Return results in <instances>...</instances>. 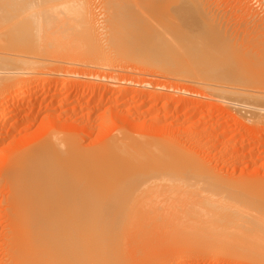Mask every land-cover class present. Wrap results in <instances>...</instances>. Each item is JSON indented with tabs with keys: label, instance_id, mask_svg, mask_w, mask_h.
Masks as SVG:
<instances>
[{
	"label": "bare ground",
	"instance_id": "6f19581e",
	"mask_svg": "<svg viewBox=\"0 0 264 264\" xmlns=\"http://www.w3.org/2000/svg\"><path fill=\"white\" fill-rule=\"evenodd\" d=\"M203 1L154 0L153 5L149 6L152 0H98V2L96 0H0V37L3 34L4 43L6 42L5 44L7 45L10 40L9 48H12L11 50L15 48L11 47V43H13L19 51L20 48L25 49V47H28L29 51L30 49L31 51L33 50L37 56L40 54L39 57H36L37 59H33L30 54L29 56L31 58H27V55L24 58L23 56L25 55L21 57L23 53L21 50L22 53L20 56H17V58L19 57L18 59L15 60V58H12V61L8 62L12 63L14 60L16 62L13 63H17L25 70H29L28 72L32 76L30 75L29 80L28 78L26 79L27 82L25 84L27 83L28 88H33L41 81L43 84L45 83L44 86L36 89L35 93H45L50 91L53 86H56L50 95L49 102L46 99L48 103L46 105L44 104V108L47 110L46 112L55 111L54 109L57 110V108H54L56 101L60 100L66 104L79 102L90 92L88 106L95 100L97 101V107L94 106L96 109L107 103L109 105L104 112L102 111V115L105 117L109 116L110 119L115 118L118 120V123H122L121 128H118L119 131L116 127L113 128L117 131L111 137L106 136L108 138L105 140L102 138L103 141L99 142V145L96 146L93 144L95 147L83 146L81 141L79 142V139H76L79 136L76 137V133L73 134L72 132L75 138H72L74 136L71 134L69 138L61 139L59 137L61 142L57 138L56 141L58 142H52V138L50 137V140H48L49 137H47L42 142L43 146L39 144L41 147L37 149H22L25 152L21 150L22 152H20V155L17 154V157L14 151H10L11 154L9 156V153H6L8 158L12 156L10 158L12 160V166L9 164L10 169L8 172L6 171L7 173H3L4 169H1L2 171L0 170L3 173V179H5L2 181L3 184L5 181L3 187L6 186L8 190V194H6L8 195L6 198L7 212L5 211L7 214L4 212L7 215L5 217V220L7 219V222L5 221L7 228L4 227V229H7V232L6 236L4 235L5 238L2 237L5 239V242L2 241L5 243L4 253L2 252L4 259L6 258L5 261L3 260L5 264H167L166 262L168 260L171 261L176 258L180 260L178 262L174 261L176 262L175 264H189L191 257H194L190 249L197 244L203 245L205 251L209 249V252H213L215 250L219 252V255L237 258L239 263L251 261L250 264H259L262 263L261 261H264V228L262 229L260 227L264 222L262 218L264 212H261L258 204H256L257 201H255L258 197L257 195H260L259 192L262 191L263 193L261 192V194H263V197H259H261L260 202H264L262 201L264 200V188H259L262 185L258 187L254 186L256 189L254 187L252 188L253 185H258L260 181L250 179L252 186L249 185L250 180L248 182L245 181L247 183L246 185L251 187L250 192V188L248 191L244 188L246 186L245 182L243 184L239 180L224 179L220 174V176H216V173L212 174L214 171L210 173L209 168L211 167L209 164H207L209 170L206 168L209 172L202 169L204 162L200 168L196 164L201 165L202 161L200 163L197 161L199 158L196 160L193 157V153L196 150L193 153L191 152V157V155H188L190 152L187 151L189 152L187 154L185 152L186 150L183 149L185 146H179L178 148L175 143L178 140L176 139L177 133L181 136L188 134V131L182 129L185 127L183 126L184 124L182 123L183 127H180V129H174L170 127L172 125L165 126L164 124L169 118L171 119L172 115L174 117L180 112L179 108L184 102L193 100L192 94L190 95L186 92L190 90L189 84L191 82L196 87H199L197 91H201V89L211 91L215 87H210L209 84L217 85L214 84L215 80H212L211 75L208 77L212 81L205 77L207 81H210L208 84L201 82L198 77L200 73L197 74L198 69L196 70V67L199 65L209 69L214 68L218 71L216 73H219L218 76L221 74V78L226 76L224 79H227V82L235 74V79L231 80L238 83L237 81L239 80H236L237 77L236 73H233L234 71L239 75L238 79L240 81L238 84L244 82L242 80L241 83V79H244L246 83L251 82L255 84L256 81L264 82V28L262 27L259 30L260 25H264V19L261 20L260 24L258 22L257 26L256 24L254 25L256 27L255 29L252 28L254 32L252 29L251 32L249 30L248 32H244V37L241 38V42L245 43V48L242 46L243 44L240 45L245 51H241L242 54H239L241 53L239 51L240 48L236 45V43L238 44L239 37L237 38L235 46L233 44L234 42H232V39L235 38L229 39L230 37H228L232 35V28L229 29L230 32H228V35L225 33L227 31H224L225 25L229 23V20L226 22V17H224L227 12L224 16L223 14L220 15V12H216L215 8H213L214 5L210 6L212 4L210 2V4L208 3L209 0ZM147 3L149 4L148 7H146ZM95 20L97 22L94 23ZM92 22L94 26L91 25ZM205 22L209 26V29L208 26H205L209 30H207L209 37L203 34L204 30L202 31V35L198 34L201 30L197 26ZM95 24H98L97 27H95ZM158 26L161 29L163 28V32L169 33L171 39L173 37L172 34H174L175 37L173 38L181 42H179V50L182 47V49L184 48L183 50L189 49L190 52L191 50L194 51L193 54L191 53L190 58H187L188 60L182 58L177 60L174 57L175 50L171 48L170 38L168 39L165 36L167 39H160L159 36L163 38L162 36L166 33L163 35L162 30L157 28ZM5 29H10V31H6ZM158 29L161 30L159 31L161 33L158 32ZM10 33H12L11 36L8 35ZM7 36L10 37L8 40L5 39ZM31 37L34 40L35 37L38 38L35 40L36 43L42 41L44 38H48L53 43L57 42V45H55L56 47L54 46V49L52 47L53 51L51 48L48 49L51 50L50 52L46 50V54L44 50L35 53L33 48L34 41ZM178 38L181 40H178ZM223 38L226 40L225 44ZM31 39L33 42L30 41L32 44L29 43L31 45L29 47L27 43ZM173 42V44H176L175 39ZM182 42L184 44L188 43L187 45L190 46L186 45L183 47L181 45ZM260 42L263 43L260 46L261 49L258 48V45H261ZM4 43L2 41L0 48L3 47L8 50V47H4ZM177 45H179L178 42ZM36 49L38 51V48ZM41 49L44 48L42 47ZM1 50L3 52L5 49L3 50L1 48ZM179 50L176 51L177 54H180ZM47 53H50V55L52 53L53 55L51 57H54L48 59L47 57L49 56H47ZM181 54L183 55L184 52ZM2 56L4 58H0L1 61H5L8 58L11 60V57L6 58L7 55ZM196 56H201V59H195ZM67 59H71V63H68ZM186 60L187 62L190 61L191 64L189 65L192 67L188 66V63H185L188 66L185 71L194 69V71H197L196 73L192 71L195 76L189 73L187 76H183L185 78L187 77L186 80L185 78H173L172 75H175V77L178 76L179 70L181 73L183 72L181 69L184 70V68L179 67H184L185 65H179L186 62ZM5 64L8 65L7 63ZM171 64L175 65L171 66ZM48 66L51 67L49 70L47 68ZM170 66L175 69L179 66V69H177L178 73L176 72L175 74L166 69V67ZM44 67L48 71L43 73L42 70ZM258 67L260 68V72H256ZM1 69V78H8L6 75L4 77L3 72L1 74ZM79 71L84 78L88 79L85 81L88 82L85 84L88 86L87 93L85 91L80 92L78 88L76 90L74 89V91L65 92L66 89L64 90V88H66L68 81L70 82ZM167 71H169L170 75ZM206 72L204 71L201 74L207 76L208 74H205ZM181 73H179L180 78H182ZM196 74L197 79H195ZM229 74L233 75L230 76ZM60 75L63 79H59L55 83L56 85H53L54 79L58 76L61 77ZM228 75L230 78L227 77ZM192 76L195 81L197 80L196 83H198V86ZM152 78H163L165 81H158L157 85L156 80V86ZM190 78L192 79L188 84L187 80ZM136 80L137 83H134ZM79 82L81 81L77 83ZM246 83L244 82L245 85H247ZM173 84L175 85L174 87L172 86ZM218 85L220 84L218 83ZM180 86L186 91L179 95L177 102L175 101V107L170 113L172 103L177 96L176 94L179 92L178 89H181L179 88ZM219 87L222 89V86ZM226 87L224 86V91ZM243 87L241 86L240 89ZM10 88L7 89L8 91L6 93H3V98H1L2 102H6L9 98L12 99V97L18 100L20 96L23 97L19 88L16 87L18 90H10ZM248 89L251 90V87ZM243 90L245 89L243 88ZM214 91L216 92H214L213 96L215 93H218L217 89ZM224 93L231 94V92H221L222 97H225L223 96ZM237 95L236 93L232 97ZM260 95L259 98L264 99ZM244 97L246 96L244 95ZM257 98L255 96L254 100ZM251 99L250 101L252 102L253 100ZM226 100L228 101L230 99L226 98ZM15 102L16 104L18 103L17 100ZM88 102L86 101L85 103L87 104ZM230 103L232 104V102ZM242 104L243 102L240 105ZM158 105L161 107L159 108ZM124 106H126V109H124ZM127 106L130 107L131 114ZM243 106L246 110L253 109L251 114L257 119L264 121V115L260 116L261 112L264 114V107L257 109L259 112L257 114L258 112H255L257 107L253 108L254 106L249 105ZM40 111L43 110L40 109ZM169 113L171 117L168 115ZM36 116L38 117L39 113ZM147 117H151L153 120L147 119L149 126L144 121ZM140 120H143L142 123H140ZM70 122L72 121L70 120ZM143 122L147 125L146 127ZM54 124L57 126V123ZM60 126L62 127L63 125ZM142 129L143 131H141ZM145 129L150 132L147 133V131L145 134ZM84 130L86 132V129ZM139 130L144 134L140 133ZM64 131L61 132V136ZM165 131H168L165 135L170 133L167 135L168 138L166 136V139L165 137L162 138L164 136L163 132ZM171 131L173 132L171 133ZM159 133H163V135L161 134V136ZM88 134L90 135L91 133ZM180 135L178 137H181ZM86 136L85 140L88 137ZM82 141L84 142V140ZM180 142L182 141L179 139ZM196 143L199 144V142ZM202 143L204 144L203 141ZM195 144L193 145L195 146ZM175 145L179 150H184V154L186 153L185 156L188 155L193 158L196 166L191 161L192 159L188 157L191 160L189 162L187 161L186 167L180 166L181 169L178 172L175 159L178 161V156L181 155L182 151H179L180 155H178L177 148L175 149L176 152L173 151ZM189 145L191 146L192 144ZM198 146L197 149L199 148ZM180 147L183 148L180 149ZM207 151L210 152L209 150ZM207 151L206 153H208ZM4 153L2 154L4 155ZM169 153H172L170 154L171 157H168ZM206 153H204L205 156H210L206 155ZM162 154H165L166 157H163ZM195 154L197 155V153ZM14 155L16 158L13 157ZM176 155H178V158ZM172 156L176 158L173 159L174 157L172 158ZM2 157L4 158L5 155ZM8 158L6 159L8 160ZM182 158L184 159V157ZM7 160L5 161L4 159V162H7ZM184 160L186 161L188 159ZM190 162L192 164H189ZM177 165L179 166V163ZM7 168L8 166L6 170ZM178 176H181L180 178L185 180L181 183L176 182ZM260 183L264 185V182ZM3 187L0 188L3 189ZM5 192L3 193L5 194ZM254 192L257 193L255 194L256 196ZM138 196L144 199L150 198L148 200L150 202L155 201V203L157 199H160L165 202V205L159 208V213L154 212V209L157 210L159 206L156 203L157 206L153 209L154 214L148 213L152 211V206L154 205L151 206V211L145 210L147 205H144L142 207L144 209L139 207L141 213L135 207L137 210L134 209V216L130 209L132 215H129L133 217L121 215L119 212L124 205H121L123 203L120 204L119 198L120 200L122 198L129 199V197L133 199ZM104 197L114 200V203L111 204L112 206L110 205V210L114 212L108 213L106 216L97 214V205L95 204L96 202L99 204L98 198L104 200ZM117 199L118 201H116ZM105 200L104 202L100 201L101 204L99 206L102 203L103 205L109 204L108 201L110 200L108 199L106 202ZM93 201H95L94 205L91 204ZM107 205L100 208L98 206V210L101 208L104 210ZM124 215H126V212ZM198 245L195 248H200ZM200 249L202 250V247ZM215 253L217 254V252ZM211 255L214 254L211 253ZM243 260L245 261L243 262Z\"/></svg>",
	"mask_w": 264,
	"mask_h": 264
},
{
	"label": "rangeland",
	"instance_id": "374dc122",
	"mask_svg": "<svg viewBox=\"0 0 264 264\" xmlns=\"http://www.w3.org/2000/svg\"><path fill=\"white\" fill-rule=\"evenodd\" d=\"M93 1H95V0H93ZM146 1V0H145ZM147 1H149V0H147ZM151 1V0H150ZM156 1V0H155ZM205 1H208V0H204L203 2H205ZM96 2H98V0H96ZM211 3L212 5H210V6H213V8H215V11L216 12H220V15H222L223 14V16H224V14H225V16L224 17H226V22H228V20H229V23L227 24V25H225V29H224V31L226 30L227 32H225L227 35H228V32H230V30L229 29H231V34L229 33V35H231V36H228V37H230L229 39H231V38H235V39H232L233 41L232 42H234L233 44L235 45V43H236V41H237V38L239 39V41H237L238 42V44L236 43V45H237V47H239L240 48V52L242 51V52H244L245 50H243L242 48L244 47L245 48V43H243V42H241V38H243L244 37V32H248V30L251 32L253 29H255L256 27L254 26L255 24H256V26L258 25L257 23L259 22V24L261 23V20L262 19H264V0H209L208 1V3ZM262 2V3H261ZM153 3H154V0H152V3L149 5L148 3L146 4V7H148V5L149 6H152L153 5ZM209 3V4H210ZM261 3V4H260ZM98 6V5H97ZM221 6V7H220ZM226 7V8H225ZM93 8V7H92ZM218 8H219V10H218ZM94 9V8H93ZM222 9V10H221ZM263 9V10H262ZM255 10V11H254ZM222 11V12H221ZM233 11V12H232ZM96 12H98V10H96ZM94 13H95V11H94ZM256 13V14H255ZM95 14H97V13H95ZM236 16V17H235ZM256 16V17H255ZM227 17H228V19H227ZM250 18V19H249ZM255 18H256V22H255ZM232 19V20H231ZM234 20V21H233ZM242 20V21H241ZM249 22H248V21ZM240 21V22H239ZM244 21V22H243ZM95 22H97L96 20L94 21V23ZM251 22V23H250ZM94 23L92 22L91 23V25L92 26H94ZM100 23V22H99ZM232 23V24H231ZM240 23V24H239ZM245 23V24H244ZM204 24V25H203ZM202 25H200L199 24V26H197L198 28H199V30H201L200 31V33H198L199 35H202V31L204 32L203 34L205 35L206 34V36L207 37H209L208 35V33H207V30L209 29V26L206 24V22L205 23H203ZM243 24V25H242ZM250 24V25H249ZM96 26L95 27H97V25L98 24H95ZM232 25V27H230ZM245 25V26H244ZM253 25V26H252ZM208 26V29H206V27ZM235 28H234V27ZM42 27V26H41ZM205 27V28H204ZM223 27H224V25H223ZM264 28V25L263 26H261L260 25V29L259 30H261V28ZM157 28H159V29H161L159 26L157 27ZM227 28V29H226ZM240 28V29H239ZM246 28V29H245ZM253 28V29H252ZM158 29V32L159 31H161L162 30V34L164 35L166 32H163V28L161 29V30H159ZM236 29H237V31H236ZM239 29V30H238ZM252 29V30H251ZM6 30V29H5ZM5 30H4V32H5ZM7 30H9L10 31V29H7ZM6 30V31H7ZM263 30V29H262ZM8 31V32H9ZM209 31V30H208ZM233 31V32H232ZM3 32V31H2ZM167 32H169L168 30H167ZM237 32V33H236ZM242 32V33H241ZM253 32H254V30H253ZM1 33V32H0ZM159 33H161V32H159ZM171 33V32H170ZM6 34V33H5ZM4 34V35H5ZM162 34H159V35H162ZM8 35H12V33H10V34H8ZM170 34L168 33H166L164 36H162L163 38H161L160 36H159V38L160 39H167L166 37H168V39L170 38V42H171V48H174V50H175V53H174V57H176L177 58V60L178 59H189L190 58V56L193 54V52L194 51H192L191 50V52H190V50L189 49H185V50H183L182 49V47H181V49L179 50L178 48L180 47V41H177L176 40V38H173V37H175L174 36V34H172V39H171V36H169ZM241 37H240V36ZM243 35V36H242ZM166 36V37H165ZM233 36V37H232ZM177 37H179V36H177ZM4 36H3V34H2V36L0 37V41H1V44H0V46L2 45V41H3V43H4ZM10 37H6L5 39H9ZM32 38V37H31ZM3 39V40H2ZM29 39H30V37H29ZM33 39V38H32ZM32 39L31 40H29L28 41V43H27V45L30 43V44H32V42H33V44H34V46H33V48H34V50H35V53H37V52H39V51H43L44 50V53L46 52V50L48 51V52H50L51 50H48L49 48H51L52 49V47H53V49H54V46L55 45H57V42H55V43H53V42H51V40L50 39H48V40H50V41H48L46 38H44L45 39V41H44V39L42 40V41H38L37 43H36V41L35 40H37L38 38L37 37H35V40L33 39V41H32ZM174 39H175V42L177 41L178 42V44L179 45H177V42H176V44H173L174 42ZM180 38H178V40H179ZM224 39V38H223ZM12 40V39H11ZM47 40V41H46ZM181 40V39H180ZM264 40V39H263ZM262 40V41H263ZM26 42H27V40H25ZM30 41H32V42H30ZM226 40L224 39V44L226 43L225 42ZM227 41H228V39H227ZM41 42V43H40ZM47 42V43H46ZM180 42V43H179ZM184 43H185V41H183ZM182 42V46L184 47V46H186L187 44H184ZM6 43V42H5ZM4 43V44H5ZM9 43H10V40H9ZM9 43H7V45L5 44L4 45V47H8L7 49L8 50H6V48H3V47H1L3 50L5 49L6 50V52H1L2 50H1V48H0V58L1 59H3L4 57L2 56V55H7L6 56V58H8V57H11V60H10V58H8V59H6L7 60V62H6V60L4 61H1V59H0V68H2L1 70V74H2V72L4 73L3 75H4V77H5V75L8 77V78H4V79H2L1 77L2 76H0V160H2V161H0V170L1 169H4V171H3V173L5 172V173H7L8 172V170L10 169L9 168V164H10V166H12L11 164H12V160L10 159V158H12V156L11 157H9L8 158V156L11 154V152L10 151H14V153H15V155H16V157H17V154L18 155H20V152H25L24 150H26V149H28V150H33V149H37V148H40L41 146H39V144L40 145H42V142L45 140V139H47V137H49L48 138V140H50V137L52 138L51 139V141L52 142H54V141H56V138L57 139H59L58 141H60V138L59 137H61V139L63 138H69L70 137V135L72 134V132H73V134L74 133H76V137L77 136H79V138L77 137L76 139H79L78 141L80 142L81 141V143L83 144V146H85V147H87V146H92V147H95V146H93V144L94 145H99V142H101V141H103V139L105 140V139H107L109 136L111 137L112 135H113V133H115L117 130L119 131V129L118 128H121V126H122V123H118V120H116L115 118H109V116H107V117H105V116H103L102 115V111L104 112L105 111V109L107 108V106L109 105H107V103L105 104V105H103V106H101V107H99V108H94V106L95 107H97V101L95 100V101H91L92 103H90V105L88 106V104H89V102H88V100H89V93L88 94H86L85 95V98L83 99V100H81V101H77V102H73V103H69V104H66V103H63L62 101H56L55 103H54V108H57V110L56 109H54L55 111H48V112H46L47 110H45V105H46V103H48L49 102V100H50V95L52 94V92H53V89L54 88H56V86H53V88H51V90L50 91H48V92H45V93H35V91H36V89H38V88H40V86H44L45 85V83L43 84V82L41 83V82H38L37 84H36V86H34L33 88L31 87V88H28V86L25 84V82H27L26 81V79L28 78V80H29V78H30V75L32 76V74H30V72H28L29 70H25L24 68H22L20 65H18L17 63L15 64V63H13V62H16V61H14L13 60V62L12 63H10L11 61H12V58L14 59L15 58V60L16 59H18L17 58V56H20V54H21V57L23 56V55H25V56H23L24 58H26V55H27V58H33V59H37L36 57H39L40 56V54H38L39 56H37V54H34V52H33V50L31 51V49H30V51H29V48H28V51H27V48L25 47V49L24 48H20V51L18 50V48H17V46H15V45H13V43H11V47H15L14 48V50H11L12 48H9ZM25 43V42H24ZM46 43V44H45ZM53 43V44H52ZM261 43V42H260ZM264 43V42H263ZM263 43H261V45H258V48L259 49H261V47L260 46H262V44ZM29 44V47L31 46ZM43 46H42V45ZM44 44H45V46H44ZM168 44V43H167ZM240 44H243L242 46V48H241V45ZM49 45V47H47ZM173 45H175V46H173ZM235 45V46H236ZM264 45V44H263ZM24 46H25V44H24ZM35 46H37L36 48H38V51H37V49L35 48ZM40 46V47H39ZM44 48V49H41L42 47ZM176 46H178V47H176ZM187 46H190V45H187ZM56 47V46H55ZM58 47V46H57ZM169 47H170V44H169ZM32 48V47H31ZM32 48V49H33ZM47 48V49H46ZM177 48V49H176ZM264 48V47H263ZM40 49V50H39ZM53 49H52V51H53ZM242 49V50H241ZM21 50H22V52H21ZM177 50H179V52H180V54H177ZM181 50H183L182 52H181ZM7 51H11V52H7ZM19 51V52H18ZM187 51V52H186ZM238 51V52H239ZM260 51V50H259ZM258 51V52H259ZM13 52H14V54H13ZM31 52V53H30ZM184 52V54L182 55L181 53H183ZM237 52V51H236ZM242 52L241 53H239V54H242ZM18 53V54H17ZM26 53V54H25ZM192 53V54H191ZM196 53V52H195ZM194 53V54H195ZM29 54H30V56H29ZM46 54V53H45ZM48 54V53H47ZM187 55V57H186V55ZM36 55V56H35ZM51 55H53L52 53H51ZM51 55H50V53L47 55V56H49V57H47L48 59H52V57H54V56H52L51 57ZM182 55V56H181ZM184 55H185V57H184ZM260 55V54H259ZM3 57V58H2ZM184 57V58H183ZM187 59V60H188ZM195 59H197V60H199V59H201V56H196L195 57ZM68 60V59H67ZM66 60V61H67ZM187 60H186V62H184V63H182V64H177V65H179V66H181V65H185V63H188V66H191V65H189V64H191L190 63V61L189 62H187ZM8 61H10V62H8ZM70 61V62H69ZM68 63H71V59L70 60H68L67 61ZM260 62H261V60H260ZM5 63H7L8 65H6ZM263 63V62H262ZM4 64H5V66H4ZM172 65H175V64H171V66ZM176 65V66H177ZM187 65V64H186ZM182 66V67H179V68H184V70L183 69H181V71H183L182 73L180 72V70H179V73H181L180 75L182 76V78H180V76H179V73H178V70L177 69H179L178 67H176V66H174V67H176L177 69H175V68H172L171 66L170 67H166V69H168L169 71H172V73H175L176 74V72L178 73V76L177 77H175V75H172V77L173 78H177V79H184L185 77H183V76H187L189 73L191 74L192 73V75H194V73H196L197 71H194V69H191V68H189V69H191V70H189V71H185V70H187V67L188 66ZM259 65V64H258ZM167 66V65H166ZM169 66V65H168ZM192 67V66H191ZM260 67V66H259ZM258 67V70H256V72L257 71H259V68ZM262 67V66H261ZM48 68V70L51 68L50 66H48L47 67ZM47 68L46 67H44V69L42 70L43 71V73L44 72H46V71H48L47 70ZM186 68V69H185ZM193 68H195V67H193ZM22 69V70H21ZM198 69V72H197V74L198 73H200L199 75H198V77L200 78V80H201V82H204V83H209L210 81L208 80H206L207 78H209L208 76L209 75H211L212 77V80L214 81L215 80V82H214V84H217L216 86L215 85H211V84H209L210 85V87H215L214 89L212 88L211 89V91L210 90H206L205 91V89H201V91H197V90H199L198 88L199 87H196L195 85H194V83H192L191 82V79L193 78V76H192V78H190L189 80H187L188 81V84H189V82H191L190 84H189V87H190V90H188V91H186L188 94H192L191 96L193 97L192 99L193 100H189V101H186V102H184L183 104H182V106H180V108H179V111L180 112H178L177 113V115H175L174 117H173V115H172V117H171V112H172V110L174 109V107H175V101L177 102V98L179 97V95H181V94H183V93H185V91H184V88H182L181 86L179 87V88H181V89H178L179 90V92L176 94L177 96L175 97V100L173 101V103H172V109H171V111H170V113L168 114L170 117H171V119L169 118L168 119V121L170 122V124H169V122L168 121H166L164 124H165V126L166 125H172V126H170L171 128H176V129H180V127L182 128L183 126H185V127H183L182 129L183 130H185V131H188L187 133L188 134H184L183 136H181L180 134V136L181 137H178L179 135H178V133H177V138L176 139H178V140H176L175 141V143H176V145L178 146V148H179V146H185L184 148L183 147H180V149L181 148H183V149H185L186 151V153L188 154L189 152H190V154H188V155H191V157H192V153H193V151H195L193 154V157L194 158H196V160H197V158H199V160H197V161H199L200 163H201V161H202V163H201V165L199 164H196V163H194L195 161L193 160V158H191V157H189L188 155H186L185 156V154H184V150L182 151V149L181 150H179L177 147H176V145H175V148L173 149V151H175L176 152V148H177V152L179 153H177L178 155H180V152L179 151H182L183 152V154H184V156H182L183 154H182V152H181V155L180 156H178V155H176V157L178 156L179 157V159H178V161H176L177 159H175L176 157L175 156H172V158L173 159H175V164H176V168L178 169L177 171L179 172L180 171V169H181V167H186L187 166V161L189 162V160H191L192 162H193V164L195 165H197V166H202V164H203V162H204V165L202 166V169H204V170H206V171H208L209 169V171H210V173H212L213 171V173L212 174H214V173H216L215 175L217 176V175H221V177H223L224 179H227V180H239V181H241V183H243V182H245V181H247L248 182V180H259L260 182H264V121H262V120H259V119H257L253 114H251V111H253V109L251 110H249V109H245V107L243 106V105H246V106H254L253 108H256L254 111L255 112H258V110L257 109H261L262 107H264V104H263V101H264V99L262 98H259V95H260V93H261V95H260V97H264V94H262V93H264V82L263 81H256L255 82V84L254 83H251V82H247L246 83V81L244 80V79H241V83H242V80L247 84V85H245L244 84V82L242 83V84H238L239 83V81H240V79H238L239 77V75H238V73L237 72H233V73H236V77H237V79L236 80H239V81H237L238 83H236L235 81L233 82V80H231V79H235L234 78V75L233 74H229L230 76L231 75H233L232 77L233 78H231L230 80H228L229 82H227V79L225 80L224 78H226V76L224 77V78H221L220 76H222V74L220 75V76H218V74H216L218 71H216L214 68H212L213 69V71H212V69H209V68H207V67H205V66H202V65H199L198 67H196V70ZM21 70V71H20ZM174 70V71H173ZM177 70V71H176ZM215 70V71H214ZM5 71H8V72H5ZM24 71V72H23ZM169 71H167V73L170 75V73H169ZM185 71V72H184ZM191 71V72H190ZM194 73H193V72ZM204 71H207L205 74H208L207 76L205 75L204 76V74H201L202 72H204ZM10 72H11V74H10ZM260 72V71H259ZM8 73V74H7ZM17 73V74H16ZM184 73H186V74H184ZM13 74V75H12ZM183 74V75H182ZM197 74H196V78L195 79H197L198 77H197ZM258 74V73H257ZM229 75L227 76L228 78H230L229 77ZM61 76V75H60ZM190 76V75H189ZM188 76V77H189ZM195 76V75H194ZM224 76V75H223ZM191 77V76H190ZM205 77H207V78H205ZM62 78V76L61 77H56L55 79H54V81H53V85L55 84V83H57V81H59V79H61ZM187 78V77H186ZM186 78H185V80H186ZM63 79V78H62ZM79 79V80H78ZM85 79V80H84ZM210 79V78H209ZM88 79H86V78H84L83 76H82V73L79 71L76 75H75V77L73 78V79H71V81L69 82L68 81V83H67V86H66V88H64V90H65V92H69V91H74V89L76 90V88H78V90L80 91V92H84L85 91V93H87L86 92V90L88 91V89H87V87L88 86H86L85 84H87L88 82H85V81H87ZM152 80L155 82V85H156V80H157V85H158V81L159 82H163V81H165V80H163V78H152ZM193 80H194V78H193ZM192 80V81H193ZM211 80V79H210ZM211 80V81H212ZM78 81H81V82H79V83H77ZM85 83H84V82ZM175 81V80H174ZM195 81V80H194ZM199 81V80H198ZM230 81H232V82H230ZM173 82V81H172ZM197 82V80L195 81V83ZM258 82V83H257ZM81 83V84H80ZM134 83H137V80L134 82ZM174 83V82H173ZM175 83H177L176 81H175ZM174 83V84H175ZM200 83V82H199ZM218 83L220 84V85H218ZM78 84H79V86H78ZM172 85L173 87L175 86V85ZM193 84V85H192ZM198 83H196V85H197ZM238 84V85H237ZM25 85V86H24ZM56 85V84H55ZM81 85V86H80ZM128 85V84H127ZM156 85V86H157ZM190 85H192V86H190ZM258 85V86H257ZM24 86V87H23ZM124 86H125V84H124ZM194 86V87H193ZM198 86V85H197ZM219 86H222V89L219 87ZM224 86L226 87V86H229V87H226L225 88V91L223 90V88H224ZM235 88H233V87ZM241 86H244L243 88L245 89V90H243V88H241L240 89V87ZM11 87V88H10ZM19 88V91H20V93H21V95L23 96V97H19V100L18 99H15L14 97H12V99L11 98H9V100H7L6 102H2V99L1 98H3V93H6L8 90L7 89H9L10 88V90H18L17 88ZM69 87V88H68ZM128 87V86H127ZM216 87H218V88H216ZM245 87H247V88H245ZM251 87V90L250 89H248V88H250ZM254 87V88H253ZM21 88V89H20ZM192 88V89H191ZM228 88V89H227ZM230 88H232L231 90H230ZM237 88V89H236ZM215 89H217L218 91V93H215V95L213 96V94H214V92H216V91H214ZM227 89V90H226ZM253 89V90H252ZM9 90V91H10ZM177 90V91H178ZM182 90V91H181ZM203 90V91H202ZM213 90V91H212ZM232 90H233V92H232ZM240 90V91H239ZM259 90V91H258ZM184 91V92H183ZM191 91V92H190ZM250 91V92H249ZM182 92V93H181ZM193 92V93H192ZM195 92V93H194ZM204 92V93H203ZM221 92H231V94H227V93H224V95L223 96H225V97H222V94H221ZM238 94L237 96H234V97H232L233 95H236V93ZM243 92V93H242ZM248 92V93H247ZM253 92H255V93H253L254 94V96H253V94L252 93ZM203 93V94H202ZM208 95H207V94ZM233 93H235V94H233ZM246 93V94H245ZM251 93V94H250ZM199 94V95H198ZM226 94V95H225ZM233 94V95H232ZM247 97V99H248V97H249V100L247 101V99H246V97H244V95ZM256 94H258V95H256ZM26 95V96H25ZM117 95V94H116ZM196 95V96H195ZM212 95V96H211ZM228 95V96H227ZM219 96V97H218ZM241 96V97H240ZM255 96H257L258 98L257 99H255L254 100V97ZM88 97V98H87ZM221 97V98H220ZM246 99H244V98ZM223 98V99H222ZM226 98H228V99H230V100H228V101H230V102H232V104L230 103V102H228L227 100H226ZM235 98V99H234ZM238 98H240L239 100H238ZM252 98V99H251ZM46 99H47V101H46ZM226 101H225V100ZM250 99L251 100H253L252 102L250 101ZM258 99H260L259 100V102H258ZM17 100V104H16V101ZM195 100V101H194ZM217 100V101H216ZM222 100V101H221ZM238 100V101H237ZM240 100H242V101H240ZM88 102L87 104L85 103V102ZM197 101V102H196ZM201 101V102H200ZM219 101H221V102H219ZM224 101H225V103H224ZM240 101V102H239ZM246 101V102H245ZM256 101V102H255ZM58 102H59V105H58ZM81 102V103H80ZM199 102V103H198ZM228 102V103H227ZM241 102H243V104L242 105H240L241 104ZM247 103V102H249L248 104H245V103ZM262 102V103H261ZM5 103V104H4ZM85 103V104H84ZM195 103V104H194ZM201 103H202V105H201ZM218 103H220V104H218ZM237 104L236 106H233V105H235V104ZM240 103V104H239ZM261 103V104H260ZM3 104V105H2ZM45 104V105H44ZM66 104V105H65ZM72 104V105H71ZM186 104H187V106H186ZM192 104H194V105H192ZM231 104V105H230ZM44 105V106H43ZM88 107H87V106ZM176 105H178L177 103H176ZM196 105H198V106H196ZM74 106V107H73ZM214 106V107H213ZM241 106V107H240ZM41 107V108H40ZM60 107V108H59ZM83 107V108H82ZM126 106H124V109H126L125 108ZM158 107L160 108L161 106L160 105H158ZM186 107H188V108H186ZM192 107V108H191ZM199 107V108H198ZM129 108L130 107H128L127 106V109H128V111H129V113L131 114V112H130V110H129ZM43 110V111H40L39 112V110ZM73 109V110H72ZM144 109H146L145 107H144ZM181 109V110H180ZM197 109V110H196ZM221 109V110H220ZM114 111V110H113ZM113 111H112V113H113ZM186 111V112H185ZM245 111H247V112H245ZM71 112V113H70ZM194 112H196V113H194ZM255 112H253L254 114H255ZM39 113V116L37 117L36 115ZM48 113V114H47ZM100 113H101V115H100ZM262 113V112H261ZM260 113V116H263L264 114L262 113L261 114ZM89 114V115H88ZM257 114H259V112L257 113ZM26 115V116H25ZM91 115V116H90ZM183 115V116H182ZM185 115V116H184ZM251 115H253V116H251ZM37 118H36V117ZM77 116V117H76ZM111 116V115H110ZM161 116H162V114H161ZM235 116V117H234ZM250 116V117H249ZM30 117V118H29ZM76 117V118H75ZM111 117H114V116H111ZM1 118H3V119H1ZM73 118V119H72ZM81 118V119H80ZM89 118H90V120H89ZM151 119V117H147L146 119H144V121H146V124L149 126V124H148V120L147 119ZM191 118V119H190ZM235 118V119H234ZM256 118V119H255ZM264 118V117H263ZM78 119V120H77ZM113 119H115L114 121H113ZM187 119V120H186ZM255 119V120H254ZM2 120V121H1ZM57 120V121H56ZM70 120L72 121V122H70ZM96 121V122H94V121ZM152 120V119H151ZM150 120V121H151ZM175 120V121H174ZM251 120V121H250ZM80 121V122H79ZM141 121V120H140ZM143 121V120H142ZM142 121L140 122V123H142ZM148 121V122H147ZM153 121V120H152ZM152 121H151V123H152ZM192 121V122H191ZM243 121V122H242ZM82 122H83V124H82ZM103 122H105V123H103ZM119 122H120V120H119ZM175 122V123H174ZM177 122H181V124H179L178 123V125H176L177 124ZM188 122V123H187ZM54 123H57L56 125L57 126H55V124ZM63 123H65V124H63ZM75 125H74V124ZM77 123H79V124H77ZM166 123H168V124H166ZM184 125H183V124ZM194 123V124H193ZM205 123V124H204ZM243 123V124H242ZM246 123V124H245ZM120 124V125H119ZM143 124H144V122H143ZM163 124V123H162ZM221 124V125H220ZM251 124H253V125H251ZM60 125H63L62 127L60 126ZM64 125H65V127H64ZM67 125V126H66ZM69 125V126H68ZM90 125V126H89ZM117 125V126H116ZM145 125V124H144ZM147 125H145V127L147 126ZM179 125H181V126H179ZM183 125V126H182ZM188 125V126H187ZM207 125V126H206ZM254 125H255V127H254ZM259 125V126H258ZM76 128H75V127ZM80 126V127H79ZM85 126V127H84ZM97 126H99V127H97ZM175 126V127H174ZM250 127V129H249V127ZM255 128H253V127ZM256 126H258V127H256ZM88 127V128H87ZM116 127V129L117 130H114L113 128H115ZM144 127V126H143ZM144 127V128H145ZM63 128V130H65L64 131V133H63V135L61 136V132H63V130L61 131V129ZM148 128V127H147ZM192 128V129H191ZM219 128V129H218ZM244 128V129H243ZM247 128H248V130H247ZM251 128H253V129H251ZM259 128V129H258ZM52 129H54V130H52ZM73 129V130H72ZM84 129H86V132H88V133H91L90 135L88 134V133H86L85 132V130ZM111 129H113V130H111ZM191 129V130H190ZM257 129V130H256ZM56 130H58V131H56ZM72 130V131H71ZM80 130V131H79ZM111 130V131H110ZM170 130V129H169ZM193 130H196V131H193ZM199 130V131H198ZM212 132H211V131ZM232 130V131H231ZM242 130H243V132H242ZM52 131V132H51ZM77 131L79 132L78 134H77ZM141 131H143V129L141 130ZM148 130H144V133L145 132H147ZM198 131V132H197ZM207 131V132H206ZM210 131V132H209ZM219 131V132H218ZM57 132H59V133H57ZM69 135H67L66 133ZM82 132H84L83 134H82ZM139 132H140V130H139ZM150 131H148L147 133H149ZM168 131H165V132H163L164 133V136H162L163 135V133H159L161 136H162V138H164L165 137V139H166V136L167 135H169V134H167V135H165L166 133H167ZM173 131H171V133H172ZM192 134H191V133ZM194 132V133H193ZM198 133V134H196V133ZM202 132V133H201ZM226 134H225V133ZM256 132V134H254ZM140 133H142V132H140ZM144 133H142V134H144ZM153 133V132H152ZM155 133V132H154ZM176 133V132H175ZM191 134V136H190V134ZM210 133V134H209ZM213 133V134H212ZM220 133V134H219ZM248 133V134H247ZM258 133H259V135H258ZM53 134H55L54 136H53ZM56 134H58L57 136H56ZM72 134V136H74ZM108 134H110V135H108ZM146 134V133H145ZM156 134V133H155ZM158 134V135H159ZM202 134V135H201ZM254 134V135H253ZM64 135H66L65 137H64ZM84 135V136H83ZM174 135V136H175ZM188 135V136H187ZM250 135V136H249ZM75 136L74 137H72V138H75ZM85 136L87 137V139L85 140ZM103 136V137H102ZM105 136V137H104ZM106 136H108V137H106ZM175 136V137H176ZM194 136H196V137H194ZM216 136V137H215ZM255 136V137H254ZM174 137V138H175ZM186 137V138H185ZM204 137V138H203ZM103 138V139H102ZM167 138H168V136H167ZM182 138V139H181ZM191 140H190V139ZM194 138V139H193ZM200 138V139H199ZM84 140V142L82 141V140ZM179 139L182 141V142H180L179 143ZM259 139V140H258ZM168 140V139H167ZM188 142H187V141ZM192 140H194L193 142H192ZM226 140V141H225ZM256 140V141H255ZM58 141H56V142H58ZM63 141V140H62ZM201 141V142H200ZM202 141L204 142V144L202 143ZM253 141V142H252ZM259 141V142H258ZM48 142V141H47ZM61 142V141H60ZM98 142V143H97ZM185 142V143H184ZM192 142V143H191ZM196 142H199V144H197ZM45 143H46V141H45ZM91 143V144H90ZM179 143V144H178ZM182 143V144H181ZM184 143V144H183ZM197 145H196V144ZM44 144V143H43ZM51 144V143H50ZM181 144V145H180ZM186 144V145H185ZM188 144V145H187ZM189 144H195V146L193 145H189ZM199 145V146H198ZM43 146V145H42ZM197 146L199 147L198 149H197ZM202 146V147H201ZM52 147H54V146H52ZM201 147V148H200ZM205 147V148H204ZM260 147V148H259ZM11 148V149H10ZM13 148V149H12ZM33 148V149H32ZM212 148H214L213 150H212ZM250 148V149H249ZM22 149H24V150H22ZM193 149V150H192ZM4 150H6V151H4ZM19 150V151H18ZM22 150V151H21ZM204 150H205V152H204ZM207 150H209L210 152H208ZM212 150V151H211ZM249 150V151H248ZM173 151H170V152H173ZM187 151H189V152H187ZM199 151V152H198ZM201 151V152H200ZM206 151L208 152V153H206ZM3 152H5L4 153V155H5V157L3 158L2 156H4L2 153ZM18 152V153H17ZM192 152V153H191ZM212 152V153H211ZM6 153H9L8 154V156H7V154ZM13 153V154H14ZM195 153H197V155L195 154ZM204 153H206V155H210V156H205V154ZM211 153V154H210ZM214 153V154H213ZM249 153H250V155H249ZM170 154H172V153H169V156L168 157H171L170 156ZM199 154V155H198ZM204 154V155H203ZM212 154H213V157H212ZM236 154V155H235ZM2 155V156H1ZM15 155L13 156V157H15ZM163 155V154H162ZM173 155H174V153H173ZM217 156V157H216ZM15 157V158H16ZM163 157H166V155L164 154L163 155ZM177 157V158H178ZM180 157H181V160H180ZM182 157H184V159H188V160H184ZM186 157V158H185ZM191 158V159H189V158ZM247 157V158H246ZM6 158H8V160L6 159ZM202 160H201V159ZM246 158V159H245ZM4 159H5V161L7 160V162H4ZM212 161H211V160ZM214 159V160H213ZM183 160V162H181ZM10 161V162H9ZM185 161V162H184ZM192 162H190L189 164H192ZM4 163H8V164H5L4 165ZM179 163V166L177 165ZM182 163V164H181ZM184 163V164H183ZM198 163V162H197ZM263 163V164H262ZM3 164V165H2ZM206 164V165H205ZM207 164H209V166L212 168H209V167H207L208 165ZM222 164V165H221ZM195 165V166H196ZM2 166H3V168H2ZM8 166V168H7V170H6V167ZM181 166V167H180ZM206 166V167H205ZM198 167V168H199ZM201 168V167H200ZM199 168V169H200ZM208 170H207V169ZM214 169V170H213ZM216 169V170H215ZM2 171V170H1ZM7 171V172H6ZM208 171V172H209ZM212 171V172H211ZM3 173H1L0 172V176H1V178H0V183L3 181V180H5V179H3V177H2V174ZM191 173H193V172H191ZM219 175V176H220ZM181 177V176H180ZM179 176H178V179H176L175 181L176 182H182V181H184L183 179H181ZM261 178V179H260ZM251 180H250V183H249V185L250 186H252L251 185ZM234 182H237V181H234ZM253 182V181H252ZM258 182V181H257ZM256 182V183H257ZM260 182H258V185L256 186V185H253L252 186V188L255 186V187H258V186H260V185H262V186H260L259 188L260 189H263L264 188V185L263 184H261ZM260 183V184H259ZM4 184H5V181H4ZM4 184H3V182L0 184L1 186V188L4 186ZM244 184V183H243ZM247 183L245 182V185H246ZM253 184V183H252ZM255 184V183H254ZM250 186H242V187H244V188H246L247 189V191H248V189L250 190V192H251V187ZM6 187V186H5ZM5 187H3V189H1L0 188V254L3 252L4 253V240L5 239H3V238H5L4 237V235L6 236V228H7V219L5 220V217H7V201H6V198L8 197V195H6V194H8V190H7V187L5 188ZM254 187V189H256ZM262 187V188H261ZM4 188H5V190H4ZM253 189V191H255ZM258 189V188H257ZM260 189H258V190H260ZM258 190H256V191H258ZM4 191H6L5 192V194L3 193ZM252 191V192H253ZM261 192L262 191H260L259 193H260V195L258 194L257 196V198H256V200L255 201H257L256 202V204H258V208L261 210V212L263 211L264 212V202H260L261 201V197H259V196H262L263 197V194H261ZM3 193V194H2ZM263 193V192H262ZM253 194V193H252ZM255 194H257V193H255L254 192V195ZM3 196H6V197H3ZM256 196V195H255ZM255 196H253V197H255ZM100 198H101V196H99ZM139 197V196H138ZM138 197H136V198H138ZM1 198H2V200H1ZM4 198H5V201H4ZM100 198H98L99 200H98V202H99V204H101L100 203V201L102 202H104V200H105V198L106 197H104L103 199L104 200H100ZM136 198H133V199H131L130 197H129V199L127 198H122L121 200H122V202H121V200H120V198H119V201H120V204L121 203H123V204H121L123 207H121V210H120V214L121 215H123V216H129V217H133L134 216V214H135V212H133L134 211V209L135 210H137L136 208H138V210L140 209L139 207H141V209H144V208H142L144 205L146 206L147 205V207H145L146 209L145 210H148V211H151L150 209H151V206L152 205H154V206H152L153 208H152V211L151 212H148V213H150V214H154V212L155 213H159V208H161V206H164L165 205V202H163L162 200H160V199H157L156 200V203L159 205L158 206V208H157V210L156 209H154V208H156V206H157V204L155 203V201H149L150 200V198H148V199H144V198H142L141 196L136 200ZM141 198V199H140ZM110 200V198H106V200H105V202L107 201V200ZM135 199V200H134ZM144 199V200H143ZM113 200V199H112ZM112 200H110V201H108L109 202V204L107 205V204H104V205H107V206H105V209L103 210L102 208L101 209H99L98 210V206H99V204L96 202L95 203V201H93V202H91V204H93L94 205V203L97 205V214H103L102 216H106V214H110L111 212H114V211H111L110 210V208H111V204H113L114 203V200L112 201ZM132 201V202H128L127 203V201ZM152 200V199H151ZM155 200V199H154ZM259 200V201H258ZM116 201H118V199L116 200ZM262 201H264V200H262ZM111 202V203H110ZM154 202V203H153ZM162 202V203H161ZM161 203V204H160ZM6 204V205H5ZM261 204H263V205H261ZM2 205V206H1ZM103 205V203H102V205L101 206H99V208L100 207H102V206H104ZM111 205V206H110ZM121 205H119V206H121ZM134 207H133V206ZM5 206V207H4ZM128 206V207H127ZM131 206V207H130ZM149 206V207H148ZM3 207V208H2ZM124 207H125V209H124ZM130 207V208H129ZM132 207H133V210H132ZM136 207V208H135ZM104 208V207H103ZM148 208V209H147ZM108 209V210H107ZM130 209H131V211H132V214H133V216H131L132 214H131V211H130ZM155 211H154V210ZM103 210V211H102ZM124 210V211H123ZM144 210V211H145ZM159 210V211H158ZM6 211V212H5ZM100 211H102V212H104V213H102V212H100ZM107 211V212H106ZM116 212H117V210H115ZM129 211V212H128ZM154 211V212H153ZM4 212L6 213V214H4ZM96 212V211H95ZM115 212V213H116ZM122 212H123V214H122ZM125 212H126V215H124L125 214ZM139 212H140V210H139ZM260 212V211H259ZM138 213V212H137ZM141 213V212H140ZM129 214H131V215H129ZM136 215H138V214H136ZM260 217V216H259ZM262 218L264 219V214L262 215ZM261 218V219H262ZM262 219V220H263ZM6 221V222H5ZM264 221V220H263ZM262 221V222H263ZM4 222V223H3ZM263 225H264V222H263ZM263 225H261L260 227L263 229L264 227H263ZM4 227H6L5 229H4ZM4 232V233H3ZM3 234V235H2ZM3 237V238H2ZM2 241H4V242H2ZM199 241V240H198ZM198 243H200V242H198ZM197 244V243H196ZM3 245V246H2ZM198 245V244H197ZM196 245V246H197ZM195 246V247H196ZM198 246H200V248L202 247V250L199 248V247H197V248H195L194 246H193V248H195L194 250H193V248L192 249H190V251L191 252H193V254H194V257L192 256V255H190V256H192L191 257V261H190V263L189 264H241L242 262V260L240 261L241 263H239V261H237V258H231V257H226V256H222V255H219L218 253V251H215V250H213V252H209V249H208V251H205V249H203L204 248V246L202 245H198ZM2 247V248H1ZM207 249V248H206ZM211 251V250H210ZM217 252V254L215 253V252ZM3 253L1 254L2 255V257H1V255H0V264H5V262H3V260L5 261V259H4V257H3ZM203 253V254H202ZM210 253V254H209ZM211 253L212 254H216L217 255V257H216V255L214 256V255H211ZM205 254V255H204ZM218 255H219V257H218ZM5 256V255H4ZM228 258H230V259H228ZM234 259H236L235 261H234ZM180 259H173V260H168V262H166L167 264H175L176 262H178ZM174 261H176V262H174ZM231 261V262H230ZM245 260H243V262H244ZM173 262V263H172ZM262 263H259V264H263L264 263V261H261ZM250 264L251 263V261L249 262V261H245L244 263H242V264ZM254 263V262H253ZM161 264H163V263H161ZM256 264V263H255Z\"/></svg>",
	"mask_w": 264,
	"mask_h": 264
}]
</instances>
